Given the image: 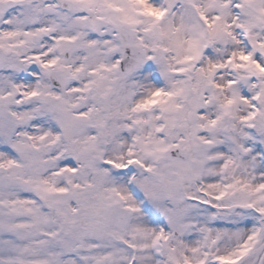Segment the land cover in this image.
<instances>
[{
    "label": "snow or ice",
    "instance_id": "obj_1",
    "mask_svg": "<svg viewBox=\"0 0 264 264\" xmlns=\"http://www.w3.org/2000/svg\"><path fill=\"white\" fill-rule=\"evenodd\" d=\"M0 264H264V0H0Z\"/></svg>",
    "mask_w": 264,
    "mask_h": 264
}]
</instances>
